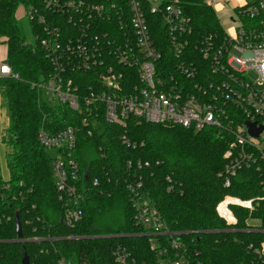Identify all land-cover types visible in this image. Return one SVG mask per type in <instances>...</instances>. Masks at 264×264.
Here are the masks:
<instances>
[{"label": "built area", "instance_id": "built-area-1", "mask_svg": "<svg viewBox=\"0 0 264 264\" xmlns=\"http://www.w3.org/2000/svg\"><path fill=\"white\" fill-rule=\"evenodd\" d=\"M187 1L40 0L39 6L21 4L18 16L43 25V33L36 37L51 64L50 74L32 86L52 105L83 111L84 121L100 110L109 122L121 125L136 118L195 131L217 129L228 136L220 173L225 185L231 186L240 170L252 167L260 171L263 184V193L251 197L226 193L217 212L235 229L234 207L247 209L246 229L264 231L263 217L253 214L264 201V0H236L239 16L231 17L235 25L226 29L220 22L221 31L206 33L196 29L185 9ZM205 2L215 9L212 0ZM161 23L164 32L157 31ZM83 74L88 76L85 88H81ZM1 76L19 77L7 53L0 56ZM78 132L74 124L57 129L42 125L38 132L41 144L55 150L52 170L63 221L69 226L81 220L86 196L76 156ZM123 138L137 145L126 134ZM167 183L170 190L175 188L172 177H167ZM129 188L134 219L151 235L150 246L159 264L200 263L194 239L188 241L181 236L183 231L169 227L143 181H130ZM249 248L257 261L264 262V240L250 243ZM114 256V264H136L126 246H118Z\"/></svg>", "mask_w": 264, "mask_h": 264}, {"label": "trees", "instance_id": "trees-1", "mask_svg": "<svg viewBox=\"0 0 264 264\" xmlns=\"http://www.w3.org/2000/svg\"><path fill=\"white\" fill-rule=\"evenodd\" d=\"M21 4L39 6L40 0H0V42L7 44L8 62L19 73L0 77V108L5 107L8 118L0 127V264H23L25 249L30 264H114L118 246H126L136 264H159L151 235L134 219L129 182L138 179L169 227L183 231L181 236L188 241L194 239L200 250L198 264H264L249 248L264 240L263 230L246 229L249 211L234 207L235 229L217 212L226 193L242 197L263 193L262 176L255 167L240 170L231 186L225 185L220 173L228 136L213 127L195 131L136 118L116 124L100 110L84 121L83 111L52 105L32 86L51 72L36 37L43 33V25L18 16ZM185 9L196 29L221 31L215 9L205 0H188ZM157 29L164 32L162 23ZM80 76L81 88L87 87L88 76ZM68 124L79 128L76 156L86 193L83 216L73 226L63 221L52 170L55 150L44 147L38 137L42 125L57 129ZM124 134L137 145L126 142ZM139 161L148 164L140 167ZM168 176L174 189L168 187ZM16 214L23 240H17ZM253 214L263 217L264 228V201Z\"/></svg>", "mask_w": 264, "mask_h": 264}, {"label": "rangeland", "instance_id": "rangeland-1", "mask_svg": "<svg viewBox=\"0 0 264 264\" xmlns=\"http://www.w3.org/2000/svg\"><path fill=\"white\" fill-rule=\"evenodd\" d=\"M242 0H238V2H241ZM213 4L215 3V11L217 13V16L220 20V22L223 24V26L226 29H230L235 25V22L231 19V17L237 18L239 16L237 10H236V0H212ZM23 23H27L26 19L23 18ZM0 56L6 55V47L3 45V47H0ZM3 101V99H1ZM6 109L5 107L2 106L0 108V115L2 116V120L4 119L3 122H6L7 120V113L5 112ZM52 150V149H50ZM1 152L3 154V159H4V152L5 148H1ZM52 152V151H51Z\"/></svg>", "mask_w": 264, "mask_h": 264}, {"label": "water", "instance_id": "water-1", "mask_svg": "<svg viewBox=\"0 0 264 264\" xmlns=\"http://www.w3.org/2000/svg\"><path fill=\"white\" fill-rule=\"evenodd\" d=\"M254 124H252L253 126ZM250 130L253 132V133H257L255 130H254V127H251ZM15 222H16V231H17V235H18V238L17 240H23V229H22V224H21V221H20V218H19V215L16 214V217H15ZM22 261H23V264H30V255L28 254V252L26 251L25 249V253H24V256L22 258ZM68 264H75L73 262H69Z\"/></svg>", "mask_w": 264, "mask_h": 264}, {"label": "crops", "instance_id": "crops-1", "mask_svg": "<svg viewBox=\"0 0 264 264\" xmlns=\"http://www.w3.org/2000/svg\"><path fill=\"white\" fill-rule=\"evenodd\" d=\"M0 47H3V46H0ZM5 47H6V53H7V51H8V47H7V44L5 45ZM1 49V48H0ZM2 116L0 115V127H1V129L2 128H4V126H6L7 125V122H8V118H7V120H6V122H3L4 121V119L2 120V118H1ZM4 170L6 171V168H4ZM6 173V172H5Z\"/></svg>", "mask_w": 264, "mask_h": 264}]
</instances>
